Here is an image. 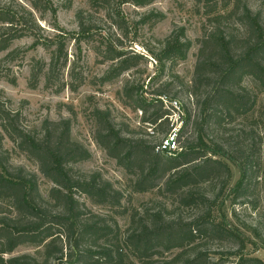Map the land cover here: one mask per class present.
<instances>
[{
  "label": "trees",
  "instance_id": "16d2710c",
  "mask_svg": "<svg viewBox=\"0 0 264 264\" xmlns=\"http://www.w3.org/2000/svg\"><path fill=\"white\" fill-rule=\"evenodd\" d=\"M154 1L136 0V4L145 6ZM193 1L201 6L207 21L214 27L203 42L195 69L194 95L201 97V120L195 124V141L181 143L188 127L182 123L177 141L183 150L179 153H157L156 148L163 140L154 146L145 139H134L124 135L122 129L112 123L108 113L96 111L95 115L100 126L97 135L99 145L127 173L136 176L133 187L137 192L150 191L156 179L168 176L165 183L167 191H183L182 204L202 206V211L189 221L181 217L167 219L162 211L134 214L127 231L120 234L118 224L112 228L88 214L86 200L114 209L120 206L122 197L101 174L87 175L75 170L77 163L90 158V152L73 140L71 121H45L44 134L39 138L21 130L13 113L2 109L0 103L2 127L20 141V147L37 162L40 173L53 185L44 198L35 174L27 173L23 168L12 169L3 150L4 138L0 132V205L7 204L12 211L10 215L0 213V264H33L28 256L2 257L25 244L43 246L47 259H57L59 254L61 257L58 259L62 260L64 247L56 246L61 238L72 250L69 253L72 264L101 261L104 264H264L261 259L245 253L251 241L233 225L224 210V192L231 179L229 163L236 165L241 173L233 189L234 201L249 196L250 180L254 174L252 153L257 144L255 134L250 148L242 151L239 157L233 147L217 143L209 145L203 134L206 123L214 118L220 125L223 117L233 118L254 111L256 98L242 87V83L250 77L264 92V22L260 14H254L243 0H234V8L227 13H222L229 6L227 0ZM32 6L38 11L48 9L46 0H32ZM235 16L246 30L244 39L229 36L223 29L229 17ZM36 24L33 13L21 15L12 5H0V53L8 50L14 40L34 34ZM80 26L81 32L85 33V23L81 21ZM184 38L185 29L173 32L165 41L161 54L155 55L157 60L173 64L185 59L190 43ZM64 45L53 52L50 64L53 71L61 62L67 64ZM63 55L64 63L61 61ZM129 66L127 60L120 62L114 76ZM38 77L39 71H33L32 86H36ZM124 92L140 109L144 124L154 127L157 132H164V138L171 133V110L162 100L166 97L164 91H159L157 98L150 101L134 87L127 86ZM176 101L182 107L181 102ZM260 135L264 184V130ZM214 180H221L218 194L210 196L199 190L202 184ZM214 242H234L237 249L212 253L209 244Z\"/></svg>",
  "mask_w": 264,
  "mask_h": 264
},
{
  "label": "rangeland",
  "instance_id": "374dc122",
  "mask_svg": "<svg viewBox=\"0 0 264 264\" xmlns=\"http://www.w3.org/2000/svg\"><path fill=\"white\" fill-rule=\"evenodd\" d=\"M46 1L48 9L38 11L33 8L32 0H0L1 6L12 5L21 15L33 13L37 23L34 34L14 40L8 50L0 53L2 109L13 113L21 130L39 138L44 134L45 121H71L73 140L90 152V158L77 163L75 170L87 175L101 174L122 197L120 206L114 209L94 205L86 200L88 214L93 219L102 220L112 228L118 224L120 234L123 235L134 214L162 211L167 219L181 217L185 221L196 217L202 211V206L187 207L181 202L183 191L168 192L165 185L168 176L156 179L154 188L148 192H137L134 189L136 176L127 173L99 145L97 135L100 126L95 112L108 113L112 123L122 129L124 135L145 139L156 146L163 140L165 133L157 132L154 127L142 122L140 109L125 96L124 89L127 86L139 89V94L147 101L156 99L157 93L164 91L167 100L176 99L182 104L180 112L171 107V113H174L170 119L171 127L177 125L179 129L180 122L185 123L188 127L181 143L186 140L195 141V124L201 120V97L194 95L193 88L195 69L203 42L214 28L207 21L201 6L193 0H155L145 6L137 5L136 0ZM243 1L254 14H260L264 22V2ZM226 2L229 6L222 13L231 11L235 6L234 0ZM237 16L229 17L223 29L229 36L244 39L246 30ZM81 21L86 25L85 33L81 32ZM181 28L185 29L184 41L190 43L186 58L173 64L167 61L161 63L155 55L161 54L165 41ZM61 44H65L63 50L67 64L61 62L59 68L53 71L50 65L52 55L59 46H63ZM64 55L61 58L63 63L66 61ZM124 60L128 61L129 68L114 76L117 73L115 68ZM33 71H39L35 87L31 83ZM242 87L256 98L254 111L233 118L223 117L220 125L215 123L214 118L206 123L203 134L209 145L217 143L233 147L237 157L250 148L252 135L255 134L257 144L252 153L254 174L250 180L249 196L234 201L233 189L241 173L236 165L229 163L231 179L224 192V210L233 225L251 241L245 253L264 261L263 149L260 146V133L264 130V92L250 77L244 79ZM0 132L3 134V150L10 167L23 168L27 173L35 174L40 192L47 198L52 183L43 177L37 162L20 147V141L4 130L1 120ZM182 150L180 147L175 153ZM220 182L214 180L202 184L199 190L214 196L221 190ZM81 199L85 201L84 197ZM11 212L7 204L0 205V213L3 215H10ZM56 246L64 247L62 260L58 259L61 257L59 254L57 259H47L43 246L28 244L2 257L10 259L28 256L34 261L33 264H72L69 259L72 250L66 245V240L58 239ZM209 247L212 253L237 249L234 242H214ZM90 264H104V261Z\"/></svg>",
  "mask_w": 264,
  "mask_h": 264
},
{
  "label": "built area",
  "instance_id": "2783aa9c",
  "mask_svg": "<svg viewBox=\"0 0 264 264\" xmlns=\"http://www.w3.org/2000/svg\"><path fill=\"white\" fill-rule=\"evenodd\" d=\"M162 100L164 101V104L166 105L168 109L172 110L171 109L172 107V108H176L177 110H179V112L181 111V106L179 105L178 101L176 100L169 101L166 99V97L162 98ZM167 104H169L170 107ZM173 114L174 113L172 112L170 115V119H172ZM179 119H181V117ZM180 123H181V126L179 129L177 128V125H173L171 133L167 137H165L162 141V144L156 148L157 153H163V152L175 153L180 150V144L177 141L178 133L182 127V122Z\"/></svg>",
  "mask_w": 264,
  "mask_h": 264
}]
</instances>
